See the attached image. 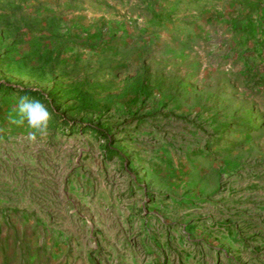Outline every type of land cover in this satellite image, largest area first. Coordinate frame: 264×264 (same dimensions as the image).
<instances>
[{
  "label": "rangeland",
  "instance_id": "1",
  "mask_svg": "<svg viewBox=\"0 0 264 264\" xmlns=\"http://www.w3.org/2000/svg\"><path fill=\"white\" fill-rule=\"evenodd\" d=\"M0 264H264V0H0Z\"/></svg>",
  "mask_w": 264,
  "mask_h": 264
},
{
  "label": "clouds",
  "instance_id": "2",
  "mask_svg": "<svg viewBox=\"0 0 264 264\" xmlns=\"http://www.w3.org/2000/svg\"><path fill=\"white\" fill-rule=\"evenodd\" d=\"M51 113L40 100L30 99L27 95L20 97L12 114L8 116V122L16 126L26 124L29 129L27 138L35 141L44 138L49 132Z\"/></svg>",
  "mask_w": 264,
  "mask_h": 264
}]
</instances>
